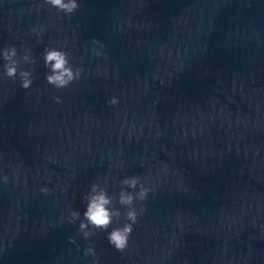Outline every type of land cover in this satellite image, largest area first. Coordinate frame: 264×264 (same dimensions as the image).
<instances>
[{"label": "clouds", "instance_id": "9594fccd", "mask_svg": "<svg viewBox=\"0 0 264 264\" xmlns=\"http://www.w3.org/2000/svg\"><path fill=\"white\" fill-rule=\"evenodd\" d=\"M45 3L58 9L67 15L74 13L79 7L78 0H44ZM0 55L6 61L4 64V75L8 78L15 79L19 75L21 87L28 89L32 83V71L19 70L20 61L16 59L17 49L15 46H9L0 49ZM21 60L25 63L34 64L36 61L31 55V52H26ZM44 66L49 70L46 73V81L57 89L68 87L73 81L78 80L83 72L82 68H74L69 60V55L62 49L55 47H47L43 53ZM57 103L61 102L60 97H56ZM108 103L117 105L118 98L112 97ZM3 180L7 182L8 177L4 176ZM125 187L121 189L118 197L109 195L107 188L100 183H92L88 192L83 196L86 202V209L83 212V220L79 224V232L82 233L84 239H88L95 234V231L107 232V240L109 244L114 246L117 251L123 252L129 243V237L133 232V225L139 220L146 208L141 206L138 210L135 207L137 201L143 202L146 200L150 188L143 186L139 176L127 177L120 182ZM138 191H128L127 189H137ZM42 192L47 193L48 189L42 188ZM126 209L123 213L121 207ZM78 211H71V223H75L80 219ZM121 217L124 219L122 226L112 227L114 222H118ZM111 227V231L108 229ZM70 242L75 243L73 238H69ZM84 255L96 256L94 247L89 246L85 249ZM93 264H99L98 260H94Z\"/></svg>", "mask_w": 264, "mask_h": 264}]
</instances>
